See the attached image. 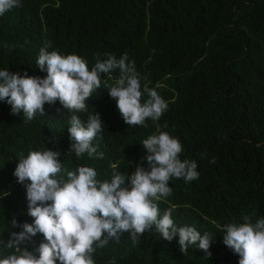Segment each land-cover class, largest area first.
I'll use <instances>...</instances> for the list:
<instances>
[{"label": "trees", "instance_id": "1", "mask_svg": "<svg viewBox=\"0 0 264 264\" xmlns=\"http://www.w3.org/2000/svg\"><path fill=\"white\" fill-rule=\"evenodd\" d=\"M0 264H264V0H0Z\"/></svg>", "mask_w": 264, "mask_h": 264}]
</instances>
